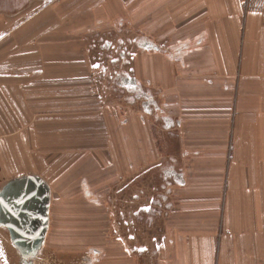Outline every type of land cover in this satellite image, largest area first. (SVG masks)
Returning a JSON list of instances; mask_svg holds the SVG:
<instances>
[{
	"label": "crops",
	"instance_id": "1",
	"mask_svg": "<svg viewBox=\"0 0 264 264\" xmlns=\"http://www.w3.org/2000/svg\"><path fill=\"white\" fill-rule=\"evenodd\" d=\"M92 1L56 0L24 21L3 28L0 25V175L12 177L9 181L28 176L43 179L51 191L50 207L55 187L40 172L43 163L14 147L18 141L24 142L23 137L13 138L18 128L32 125L34 112H47L42 118L49 123L44 127L62 126L61 121L69 119L71 112L78 119L88 120L90 125L98 122V115L89 113V119L82 115L98 108V99L91 95L88 83L93 73H97L94 58L82 50L76 51L77 43L57 33L58 28L61 31L62 26L72 24L75 28L71 29L80 32L88 21L84 5L89 3L86 7L89 10ZM102 1L93 5L95 13L102 11L113 22L119 3ZM166 1L157 0V15L162 13ZM135 3V0L121 3L120 13L127 16L131 13L129 8L133 9L130 5ZM197 6L200 15H211L217 21L204 22L202 17V22L187 23L195 20L190 16L196 13ZM237 8L239 14L243 13V8ZM165 10V23L157 18L162 42H157L155 49L157 85L162 90L161 102L157 101L160 106L157 123L171 135L184 127L185 138L180 157H170L160 167V173L171 181L170 189L174 184L184 193V199L177 216L171 218L160 254L163 259L175 257L174 264L178 256L183 257L182 264H194V251H203L210 264H264V24L255 23L257 12L249 7L245 48L239 60L235 27L241 30L242 23L232 16L231 10H226V0L200 1L186 7L178 6L175 1L174 6L169 5ZM226 14L232 22H225ZM71 16L72 21L66 24L64 20ZM180 21L187 24L179 29ZM178 30L185 33L179 34ZM253 44L257 45L256 49ZM148 45L144 48L151 51ZM164 45L171 48L162 49ZM229 95L235 97L234 105V99L227 98ZM211 96L217 99H210ZM220 117H224L222 121ZM101 120L105 132L110 122L113 128V119L102 116ZM219 122L232 126L231 138L213 151L207 145L209 126L216 127ZM64 126L76 124L66 122ZM139 128L146 131L142 124L137 128L140 133ZM120 135L131 138L129 126L119 128ZM179 159L186 160L185 167L179 166ZM219 205H222L221 219L216 220L214 214L221 209ZM172 206L168 200V209ZM200 206H205L208 220L203 221L201 228H195L193 221L183 220L188 216L184 209L190 208L191 214L200 215ZM194 208L198 210L193 211ZM51 220L50 209L46 238L51 231ZM199 230L203 234L197 239H204L202 244L208 248L192 245L197 243L195 235ZM252 255L257 258L254 260Z\"/></svg>",
	"mask_w": 264,
	"mask_h": 264
},
{
	"label": "rangeland",
	"instance_id": "2",
	"mask_svg": "<svg viewBox=\"0 0 264 264\" xmlns=\"http://www.w3.org/2000/svg\"><path fill=\"white\" fill-rule=\"evenodd\" d=\"M54 1L0 0V25L3 28L9 23L24 21L32 13L51 6ZM98 1L101 0H93L89 10L86 8L89 3L84 5L88 21L80 32L75 33L71 29L75 28L74 24L64 25L61 31L60 28L57 30L62 38H71L77 43L76 51L82 50V53L94 58L93 66L97 73H93L88 83L91 95L98 99V108L94 112H82V115L87 119L89 113L98 115V122L90 125L88 120L78 119L71 112L69 119L61 121L62 126L55 124L52 128L44 127V124L49 123L42 118L47 116V112L40 111L33 113L34 121L30 127L18 128L20 130L13 139L23 137L24 142L18 141L14 147L39 159L43 163L40 172L46 174L55 187L50 207L51 231L39 250L27 256L12 241L8 230L0 226V264L175 263V257L163 259L160 253L169 233L171 218L177 216L184 193L178 191L174 184L173 189L169 188L171 181L163 176L164 173H160V167L170 157H180L185 128L171 135L161 130L157 123L160 107L157 101L161 102L162 99L161 86L157 85L155 49L157 42L162 43L161 30H157V18L163 19L165 23V9L169 5L174 6L175 1L178 6L186 7L206 0H167L159 15L157 0H135L127 16L120 13L121 3L125 4L127 0H115L120 6L115 8L117 14L113 22L108 21L102 11L100 14L95 13L96 7L93 5ZM237 7L243 8V13L239 14ZM249 7L257 12L255 23L264 24V0H226V10H231L232 16L242 23L241 30L235 27L239 60L245 48L243 40ZM198 10L197 6L196 13L190 16V19L195 20L187 23L202 22V17L204 22L217 21L211 15H200ZM72 17L64 22H71ZM224 20L233 21L228 14L224 15ZM185 22H178L181 23L177 24L179 29ZM178 33L183 34L185 30H178ZM146 45L151 51L144 48ZM161 48L168 50L171 47L164 45ZM253 48L256 49L257 45L253 44ZM252 53L254 56L258 54L256 51ZM255 58L258 60V56ZM257 60L253 63L256 64ZM141 93L143 96L140 97ZM227 98L234 99V105L235 97L229 95ZM210 99H217V96H211ZM148 103H151V114L146 112L145 104ZM102 116L115 122L113 128L112 122L106 126V132ZM223 118L220 117L219 121ZM66 122L75 123L76 126H64ZM139 124L146 129L145 132L140 131V128V133L137 132ZM126 126H129L133 135L129 139L119 136V128ZM209 130L210 143L207 145L213 151L222 148L223 143L231 138V125L219 122L216 127L209 126ZM97 132L100 134L97 135ZM101 133H105V136ZM179 160V166L185 167L186 160ZM11 178L0 175V192L12 181H9ZM168 200L173 205L171 209L167 207ZM221 206L214 214L216 220L221 219ZM204 207H199L200 215L191 214L190 208L184 209L188 216L183 220L193 221L195 228H201L205 224L203 221L208 220L204 215ZM179 221L181 223V219ZM202 234L199 230L195 235L197 243L192 244L194 248L209 247L202 244L204 239H197ZM252 257L254 260L257 258L256 255ZM193 258L194 264H210L203 251H194ZM182 262L183 257L181 259L178 256L177 264Z\"/></svg>",
	"mask_w": 264,
	"mask_h": 264
},
{
	"label": "water",
	"instance_id": "3",
	"mask_svg": "<svg viewBox=\"0 0 264 264\" xmlns=\"http://www.w3.org/2000/svg\"><path fill=\"white\" fill-rule=\"evenodd\" d=\"M150 104H145V108L151 114ZM0 201V226L8 230L24 255L34 254L43 245L49 227L51 191L48 184L37 176L12 180L0 192Z\"/></svg>",
	"mask_w": 264,
	"mask_h": 264
},
{
	"label": "flooded vegetation",
	"instance_id": "4",
	"mask_svg": "<svg viewBox=\"0 0 264 264\" xmlns=\"http://www.w3.org/2000/svg\"><path fill=\"white\" fill-rule=\"evenodd\" d=\"M137 86V85H136ZM135 93H136V91H135Z\"/></svg>",
	"mask_w": 264,
	"mask_h": 264
},
{
	"label": "snow or ice",
	"instance_id": "5",
	"mask_svg": "<svg viewBox=\"0 0 264 264\" xmlns=\"http://www.w3.org/2000/svg\"><path fill=\"white\" fill-rule=\"evenodd\" d=\"M0 202H2V201H0Z\"/></svg>",
	"mask_w": 264,
	"mask_h": 264
}]
</instances>
